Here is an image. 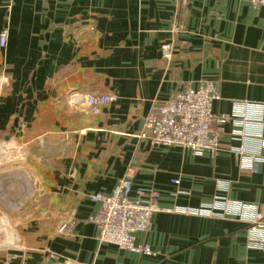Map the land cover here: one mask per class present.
<instances>
[{
    "label": "crops",
    "instance_id": "crops-1",
    "mask_svg": "<svg viewBox=\"0 0 264 264\" xmlns=\"http://www.w3.org/2000/svg\"><path fill=\"white\" fill-rule=\"evenodd\" d=\"M4 27L0 150L8 142L15 157L0 158V261L55 264V254L72 264H264V228L252 229L255 212L264 224V8L250 0H0ZM163 43L173 47L170 60ZM205 81L221 96L212 111L229 117L217 153L138 136L157 106ZM86 94L117 100L95 112ZM239 148L257 156L252 168ZM130 170L132 194L152 190L162 208L135 233L150 254L99 241L92 220L99 203L89 195L110 194ZM216 195L223 201L213 214L174 211L209 206ZM69 221L72 232L58 234Z\"/></svg>",
    "mask_w": 264,
    "mask_h": 264
},
{
    "label": "built area",
    "instance_id": "built-area-1",
    "mask_svg": "<svg viewBox=\"0 0 264 264\" xmlns=\"http://www.w3.org/2000/svg\"><path fill=\"white\" fill-rule=\"evenodd\" d=\"M250 3L254 8H264V0H250ZM7 38L8 28L4 27L0 29V51L5 49ZM161 53L163 58L170 60L173 53L171 44L163 43ZM8 86V77L2 73L0 90ZM220 98L217 86L212 81H205L196 89L189 87L175 92L146 116L144 129L138 136L156 147L188 149L196 156L205 152L215 154L221 147L219 127L229 119L227 115H216L212 111L213 103ZM84 99L93 111L97 112L99 107L116 101L117 96L86 94ZM239 111L243 124L251 121L249 103H240ZM261 144L264 146V141ZM238 152L241 154V161L247 165L253 163L257 157L250 152L244 153L242 148H239ZM252 165L249 167L252 168ZM132 177L133 171L130 170L118 181L110 194L98 192L89 195L93 202L99 203L98 211L92 220L97 227L99 241L150 254L152 251L148 245L136 243L135 233L146 231L152 215L162 208L155 202L157 193L152 190L139 188L132 194ZM178 182L174 180V183ZM217 186H220V182H217ZM221 200L220 196L216 195L209 206L174 208V211L193 215L213 214ZM262 218V213L255 212L253 230L264 228ZM73 227L74 221L61 223L57 226V233L69 235ZM50 257L56 259L55 264H72L69 260L59 261L55 254H50ZM0 263L11 264V259L7 258ZM20 264L27 263L22 260Z\"/></svg>",
    "mask_w": 264,
    "mask_h": 264
},
{
    "label": "rangeland",
    "instance_id": "rangeland-1",
    "mask_svg": "<svg viewBox=\"0 0 264 264\" xmlns=\"http://www.w3.org/2000/svg\"><path fill=\"white\" fill-rule=\"evenodd\" d=\"M4 90V89H3ZM84 96H86V95H84ZM85 100V99H84ZM89 106V105H88ZM90 107V106H89ZM91 108V107H90ZM92 109V108H91ZM93 110V109H92ZM9 145L10 144H8V142H6V143H3V148L0 150L1 152H0V158H2L3 159V161L1 162L3 165L4 164H9L10 163V160H11V155H14V157H15V153H13V154H11L10 152H11V150L9 149ZM3 189H2V191L4 190L5 191V187H2ZM14 194V193H13Z\"/></svg>",
    "mask_w": 264,
    "mask_h": 264
}]
</instances>
